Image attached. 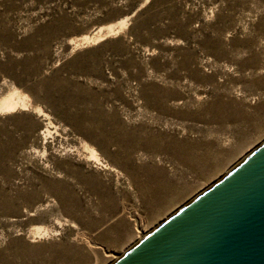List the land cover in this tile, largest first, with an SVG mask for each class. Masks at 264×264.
Returning a JSON list of instances; mask_svg holds the SVG:
<instances>
[{"label":"rangeland","instance_id":"1","mask_svg":"<svg viewBox=\"0 0 264 264\" xmlns=\"http://www.w3.org/2000/svg\"><path fill=\"white\" fill-rule=\"evenodd\" d=\"M144 1L0 0V264H113L264 143V0Z\"/></svg>","mask_w":264,"mask_h":264},{"label":"water","instance_id":"2","mask_svg":"<svg viewBox=\"0 0 264 264\" xmlns=\"http://www.w3.org/2000/svg\"><path fill=\"white\" fill-rule=\"evenodd\" d=\"M113 264H264V143Z\"/></svg>","mask_w":264,"mask_h":264},{"label":"bare ground","instance_id":"3","mask_svg":"<svg viewBox=\"0 0 264 264\" xmlns=\"http://www.w3.org/2000/svg\"><path fill=\"white\" fill-rule=\"evenodd\" d=\"M149 3V0H145L142 3V7H144L145 5H147ZM134 16V14L132 15ZM127 24V20H124L123 23H121L120 26L118 27H110L106 30V32H103L102 30L96 32L94 35L89 36V35H85L81 38H78L76 40H71L69 42V44L72 45V51H75L81 47H86V46H90L92 44H95L97 41L99 40H103L104 37H108L113 35L114 33L117 34L118 33V29H121V26H124ZM14 91V90H13ZM20 94V93H19ZM18 92H12L7 94L6 96H4L3 98H1L0 100V114L1 113H12V112H16L19 109H23L24 107L27 106L26 104V97L25 96H21L19 95ZM36 110L40 113L41 109L40 108H36ZM45 133H50L49 131V127H47V130L45 131ZM92 154L93 156H95L97 158V154L92 150ZM38 234H40V232H38ZM146 235L144 234V236L141 238L143 239Z\"/></svg>","mask_w":264,"mask_h":264}]
</instances>
